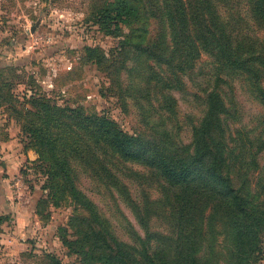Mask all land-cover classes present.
<instances>
[{
  "label": "trees",
  "instance_id": "16d2710c",
  "mask_svg": "<svg viewBox=\"0 0 264 264\" xmlns=\"http://www.w3.org/2000/svg\"><path fill=\"white\" fill-rule=\"evenodd\" d=\"M98 15L116 31L157 23L146 42L134 28L118 45L117 74L129 77L119 97L136 107L140 129L125 132L106 115L45 97L13 106L42 166L47 160V196L73 204L79 249L98 264H250L264 236V0H104ZM94 52L87 48L90 58ZM201 54L210 65L201 115L181 119L172 91H186L183 77ZM229 77L240 78L261 108L246 133L232 126L235 109L222 92ZM3 88L0 105L13 104ZM81 178L121 200L141 233L124 220L129 241L120 239Z\"/></svg>",
  "mask_w": 264,
  "mask_h": 264
},
{
  "label": "rangeland",
  "instance_id": "374dc122",
  "mask_svg": "<svg viewBox=\"0 0 264 264\" xmlns=\"http://www.w3.org/2000/svg\"><path fill=\"white\" fill-rule=\"evenodd\" d=\"M103 2L0 0V85L14 100L13 104L0 105V264H47L48 255L62 264H98L96 257L84 255L78 247L69 223L75 213L70 199L47 196V160L43 162L46 167L42 166L14 108L19 109V102L33 95L85 113L106 115L128 133L140 129L136 107L127 97L123 101L119 97L129 77L126 71L117 74L123 62L118 45L120 40L131 39L134 28L144 30L140 33L146 42L147 30L152 34L157 23L149 20L148 25L144 19L122 24L119 31L115 25L105 27L98 15ZM88 47L95 50L94 58L89 57ZM195 66L189 78L183 77L186 91H172L181 119L186 114L201 115L198 96L210 70L208 58L201 54ZM222 92L226 103L232 101L235 109L233 129L246 133L254 125L260 105L238 77L225 78ZM180 136L185 142L189 140L187 126ZM259 157L263 163L264 152ZM79 185L110 219L120 239L129 241L124 220L141 233L121 200L112 202L86 178H81ZM250 259V264H264V236Z\"/></svg>",
  "mask_w": 264,
  "mask_h": 264
},
{
  "label": "water",
  "instance_id": "95a60500",
  "mask_svg": "<svg viewBox=\"0 0 264 264\" xmlns=\"http://www.w3.org/2000/svg\"><path fill=\"white\" fill-rule=\"evenodd\" d=\"M34 30V26L31 28V31H33Z\"/></svg>",
  "mask_w": 264,
  "mask_h": 264
},
{
  "label": "crops",
  "instance_id": "0c3cea01",
  "mask_svg": "<svg viewBox=\"0 0 264 264\" xmlns=\"http://www.w3.org/2000/svg\"><path fill=\"white\" fill-rule=\"evenodd\" d=\"M32 157V156H31ZM30 159H33V157L32 158H30Z\"/></svg>",
  "mask_w": 264,
  "mask_h": 264
}]
</instances>
